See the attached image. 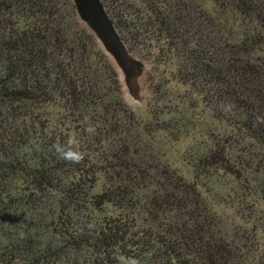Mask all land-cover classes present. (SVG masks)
<instances>
[{
  "label": "trees",
  "instance_id": "trees-1",
  "mask_svg": "<svg viewBox=\"0 0 264 264\" xmlns=\"http://www.w3.org/2000/svg\"><path fill=\"white\" fill-rule=\"evenodd\" d=\"M100 2L128 50L185 87L180 126L207 123L183 155L191 178L151 145L182 139L173 111L121 121L117 73L74 0H0V264H264V0ZM105 145L119 178L94 193ZM217 176L233 195L212 191ZM106 204L120 213L95 216Z\"/></svg>",
  "mask_w": 264,
  "mask_h": 264
},
{
  "label": "rangeland",
  "instance_id": "rangeland-1",
  "mask_svg": "<svg viewBox=\"0 0 264 264\" xmlns=\"http://www.w3.org/2000/svg\"><path fill=\"white\" fill-rule=\"evenodd\" d=\"M103 11L106 12L108 16L104 7L102 10L94 4L87 3L84 13L79 10L77 13L79 20L87 30L94 35L98 46L106 54L117 73L121 97L126 108V111H121L119 113L121 121L128 124L130 120H134L135 118L136 121L140 123V126H142L145 123L147 124L148 119L151 118L150 113L154 110H159L161 108L166 111H173L163 115L162 118L166 119L173 117L179 120V129L183 130L184 134L182 139L175 142H163L165 139L163 138L162 141L160 139L161 142H151V145H153V147L159 146L162 150L164 149L165 153L163 155V160L175 166L190 179V169L185 160H183V155L196 148L198 135L206 129L207 123L191 115V117L187 116L189 130L180 126L181 120L179 117H183L181 113L183 112V107L179 106L178 102L181 100L182 96L186 94L185 87L179 82L171 79V74L166 72L163 74L162 68L154 67L146 54V49L138 51L139 54L130 52L121 39V36L113 29V26L109 25ZM160 83L162 84V89H165V94L161 98L159 94L156 93L157 86ZM49 111L52 112L53 115L50 122L53 126L61 123L70 135H75L74 130H76L77 122H72V117L63 114L62 110L57 107H51ZM61 117H65L66 119L62 120ZM205 119L209 121L208 118ZM185 122H187V120L183 118V123ZM217 126L221 131L228 132V130L224 129L220 124ZM185 130L187 132H184ZM163 144L164 146H162ZM161 149H159L160 152ZM22 152L24 154V151ZM113 153V148L105 145L99 153L92 156V163L95 164V167H97L99 171L96 174L98 178L95 187L91 189L92 192H100L119 178L117 168H113L116 161V158L111 155ZM3 179L5 178L0 177V181L3 182ZM7 184L13 187V189H18V191H29V186L24 174H10ZM209 185L214 193L224 198L233 195L234 190L238 187L237 181L226 176L213 177ZM144 208V205H139L136 210L131 213L133 220L137 221L136 224L144 223L142 219H144L147 214L143 210ZM118 213H120V209L111 204H106L103 210L94 212L95 216L99 218L113 216ZM226 213H231V211L226 210Z\"/></svg>",
  "mask_w": 264,
  "mask_h": 264
},
{
  "label": "water",
  "instance_id": "water-1",
  "mask_svg": "<svg viewBox=\"0 0 264 264\" xmlns=\"http://www.w3.org/2000/svg\"><path fill=\"white\" fill-rule=\"evenodd\" d=\"M75 4H76V10L78 8L79 11H82V13H84L85 9H86V4L90 3V4H94L96 5L98 8H101L103 10V6L102 3L100 2V0H74ZM77 10V12H78ZM104 12V11H103ZM104 15L109 23V25L113 26L110 19L108 18L106 12H104ZM113 29L115 30L114 26Z\"/></svg>",
  "mask_w": 264,
  "mask_h": 264
},
{
  "label": "clouds",
  "instance_id": "clouds-1",
  "mask_svg": "<svg viewBox=\"0 0 264 264\" xmlns=\"http://www.w3.org/2000/svg\"><path fill=\"white\" fill-rule=\"evenodd\" d=\"M66 155H71V154H66Z\"/></svg>",
  "mask_w": 264,
  "mask_h": 264
}]
</instances>
